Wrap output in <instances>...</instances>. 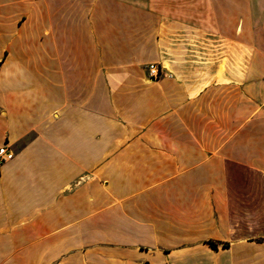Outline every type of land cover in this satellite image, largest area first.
I'll use <instances>...</instances> for the list:
<instances>
[{"label": "crops", "instance_id": "obj_1", "mask_svg": "<svg viewBox=\"0 0 264 264\" xmlns=\"http://www.w3.org/2000/svg\"><path fill=\"white\" fill-rule=\"evenodd\" d=\"M6 141L0 264H264V0H0Z\"/></svg>", "mask_w": 264, "mask_h": 264}, {"label": "built area", "instance_id": "obj_2", "mask_svg": "<svg viewBox=\"0 0 264 264\" xmlns=\"http://www.w3.org/2000/svg\"><path fill=\"white\" fill-rule=\"evenodd\" d=\"M149 70L151 77L159 78L163 72L164 67L158 61H152L149 63ZM14 156V151L11 147V143L6 141L2 145H0V165L5 161L11 159ZM152 264H160V263H152Z\"/></svg>", "mask_w": 264, "mask_h": 264}, {"label": "trees", "instance_id": "obj_3", "mask_svg": "<svg viewBox=\"0 0 264 264\" xmlns=\"http://www.w3.org/2000/svg\"><path fill=\"white\" fill-rule=\"evenodd\" d=\"M212 244H215L214 242H212Z\"/></svg>", "mask_w": 264, "mask_h": 264}]
</instances>
